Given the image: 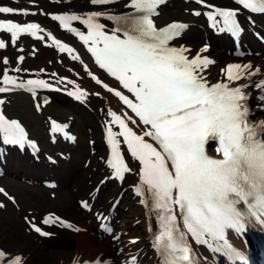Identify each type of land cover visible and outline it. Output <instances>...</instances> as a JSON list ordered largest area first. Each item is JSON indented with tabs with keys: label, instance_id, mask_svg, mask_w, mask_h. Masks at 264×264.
Segmentation results:
<instances>
[{
	"label": "snow or ice",
	"instance_id": "obj_1",
	"mask_svg": "<svg viewBox=\"0 0 264 264\" xmlns=\"http://www.w3.org/2000/svg\"><path fill=\"white\" fill-rule=\"evenodd\" d=\"M89 2L100 10L88 11L83 16L63 13L52 19L78 36L100 68L134 96L130 99L121 91L104 85L139 118L137 124L127 113L109 110L111 156L108 163L117 178L122 179L131 171L122 154L121 141L117 139L122 137L131 156L140 163V179L135 191L143 197L140 202L149 207L158 222L153 247L161 257L160 264H196L189 236L215 252L242 258V253L226 238V229L242 233L249 218L264 223V121L259 124L250 121L248 95L244 91L248 85L235 82L255 75L260 69L253 71L251 64L229 63L220 70L225 79L209 83L203 73L215 62L200 53L190 58L186 54L188 49L172 46L187 25L179 22L163 27L156 25L154 17L164 0H125L123 6L130 11L120 14H112L107 7L115 0ZM197 2L211 9L204 15L220 32L233 35L241 32L237 19L239 8L216 7L205 4V0ZM235 2L243 9L264 14V0ZM0 14L28 15L29 12L0 5ZM102 17L113 21L115 26L108 30L107 25L100 22ZM73 21H79L86 31L73 27ZM0 30L10 34L13 44L21 34L45 39L38 35L43 31L38 23L0 19ZM48 39L60 52L74 51L51 33ZM5 46L4 39H0V49ZM72 58L79 59L76 55ZM23 60V56L18 57V61ZM4 63H8L7 58ZM14 71L21 69L17 67ZM89 75L97 84L102 83L91 72ZM64 79L60 77L57 83ZM0 84L3 85L0 93L27 89L34 96L36 89L54 87L43 79L20 80L9 75L8 69L4 70ZM255 87L264 88V79ZM69 94L76 99L85 96L79 88ZM3 103L0 99V105ZM130 124L145 127L138 134ZM111 125H118L119 132L114 133ZM53 131H63V128L54 124ZM0 137L13 145L31 144L21 124L7 118L3 111H0ZM210 141L217 144V157L206 152ZM0 193H4L2 188ZM48 222L46 219L45 223ZM101 226L111 231L107 225ZM35 230L41 231L38 227ZM0 262L23 264L21 257H9L3 250H0ZM73 264H79L78 260ZM93 264L101 262L96 260ZM129 264H136V257H132Z\"/></svg>",
	"mask_w": 264,
	"mask_h": 264
},
{
	"label": "bare ground",
	"instance_id": "obj_2",
	"mask_svg": "<svg viewBox=\"0 0 264 264\" xmlns=\"http://www.w3.org/2000/svg\"><path fill=\"white\" fill-rule=\"evenodd\" d=\"M14 4L28 10L29 14L24 16H40L42 18L45 16L43 15V12L51 10L54 7L66 6V3H55L49 1H47V3L43 6L19 4V1L14 2ZM68 5L72 7L70 10V14L75 13L81 16L91 10H100L98 7L92 6L89 0H70ZM123 5L124 2H117L110 5L108 9L111 13H114L118 11L119 7H124ZM32 10H35V14L31 13ZM75 23L77 24L76 21L72 22V24ZM200 33L201 32L197 30L195 26L191 25L190 28L185 32V34L180 38L179 42L183 43V47L188 49V51H190L191 53L200 51V49H197V47L201 46L203 43H206V41H202L200 45L194 47L196 43L195 37ZM40 36L44 35L40 34ZM65 36L73 40V38L68 34H65ZM240 41L243 42V39H241ZM27 43L29 48L27 50H24V52L30 53L34 57H36L41 63L39 65L40 68H44V64H46L47 60L51 59L50 57L53 53H55V50L48 47L43 43V40L40 39L29 38ZM222 44L227 46V43L222 42ZM244 45L248 46V42L242 44L241 47L243 48ZM249 46H251L250 50L254 49V57H248L247 55L246 57L241 58L239 56L232 55L230 51H220V43H216L214 41L209 52L216 59H219V61L216 63L218 67L210 64L204 71V76L210 83L215 82L217 78L216 74H221L220 70L225 67L223 66V64L228 59H230V57H232L234 63L246 64L247 61H251L255 65L252 67L253 71L256 68L260 69V72H257L255 75L248 78V83H255L261 76V69L264 71V59L262 58L264 53L260 52V50L252 43H250ZM227 50H229V48H227ZM207 53L208 51L202 52V54ZM61 62V67L65 63L70 66L67 69L69 78L72 82L70 83L69 87L74 91L77 88L83 90L85 96L82 97V100L87 101V103H91L92 107L94 108V112L93 110L89 112L85 111L84 108H81L80 105L73 106L75 111L78 112L81 116L84 124L88 128H90L89 138L92 144V149H95V151L100 155L104 143L100 134V130L101 128H105L107 125H109L108 122L111 118L108 115L109 110L115 111L117 112V114L127 112L131 116L135 117L119 102L116 96H114L108 91L107 88L104 87V85L106 84L109 86L110 83H112L114 86L122 89L125 95L129 96L130 99H132L131 93L128 90L124 89L120 82L115 81L102 69L98 68V66L88 55V53H85L83 59H77V67H74V64L72 62L66 61L63 56ZM17 67L22 68L20 65H18ZM30 68L35 67L30 66ZM89 72L96 76L102 83L97 84L96 80H94L92 76L89 75ZM253 88L254 86H249L247 88V91L251 95L260 94L257 99L256 106H258L259 103V105L264 107V88H261L257 91H252ZM57 101L68 103L67 100L61 96ZM97 106L101 107L97 108ZM256 117L264 118V108L255 111L254 118ZM136 121L137 124H139V121ZM113 126L114 125H111V127ZM142 128H144V125L140 124L137 131L140 132ZM80 146L81 151L85 152V149L83 148L84 145ZM120 148H122V153L127 159L128 165L131 169V171L127 173V180L123 182V186H118L115 184V181L108 180V182L101 187L99 193L95 195L90 194L91 196H95L94 202L91 203V212L93 210L96 211V214L100 212H107L110 203L114 201L116 194L119 193L124 187L126 188L124 192L127 193H124V199H131L133 193H136L135 188L137 182L139 181L136 176V174H138L137 161L131 156L126 145L121 144ZM85 161L88 164L86 168H83L81 166L83 160L80 161V159H76L71 164L60 166L57 171L50 170V168L47 166L50 172H53L58 177L60 188L64 190L57 200H50L45 196V194H43L42 196L32 191H28L26 193L28 198L26 200L27 204L31 205L29 206V208H34L35 213L39 218H41L42 215L46 212L54 211L72 221H76V223H78L81 228L87 227V233L78 230H75V233H68L66 229H62L54 224H51L47 227L48 236L42 237L43 235L40 236L31 231L33 229L31 227L29 228V224L25 222L23 218L21 221H19V213L24 208V206L21 204L18 205V211L16 215H11V219L15 221V225H6V223H0V242L5 245L4 251L8 253L9 257L19 256L22 258L23 264H69L70 262L79 259L89 260L91 262L95 260H102L105 264H119L121 258L125 256V252L133 247V245L118 244V242L111 239V237L96 239L92 232V230H94V220L91 219L90 212H84L82 211V209L75 207L73 203H71V186L77 188L75 197L78 198V200H84L85 198L89 197V192H84V187L86 186L84 180L85 174L89 176L90 174L92 175V173L96 172V167L99 165V161L96 158V155H85ZM45 171L46 169L44 165L33 164L27 158L13 159L12 165L8 169V172L13 175H17L18 173L23 172V175H27L26 178L28 179H36L37 176L45 173ZM15 186L19 187V185L17 184H15ZM134 205L135 208H131L130 206L127 208L125 207V211L132 213V217L138 218L142 222L143 226L146 227V224L149 223V220L146 219L144 208L137 202H134ZM31 215L33 214H26V216ZM39 221L40 219L30 221V223H32L31 226L36 225L37 223H39ZM16 227L18 233L16 232ZM34 227L37 228V226ZM116 227L117 230L120 231L121 221L118 222V225ZM228 232L235 238H237L234 231L228 230ZM34 236L38 238V240L43 239L44 241L38 242L37 240H34ZM48 239L49 241H45ZM121 248V252L117 254L116 250H119ZM208 249V246L204 245L203 255L206 258L212 255V253ZM134 256H140L143 262L153 264V258L147 257L143 255V253H139ZM204 257L202 256V258Z\"/></svg>",
	"mask_w": 264,
	"mask_h": 264
},
{
	"label": "rangeland",
	"instance_id": "obj_3",
	"mask_svg": "<svg viewBox=\"0 0 264 264\" xmlns=\"http://www.w3.org/2000/svg\"><path fill=\"white\" fill-rule=\"evenodd\" d=\"M175 3L173 2L172 5H174ZM171 6V5H170ZM185 7H182L179 11L178 15H171L167 8L164 9V11L162 12V15L160 16V22H163L165 20H168L170 18H176V17H186V12H184ZM197 44H200V40L197 41ZM4 54L1 56V60H4V58H7L8 60H10V64H13L17 58V56L20 54V52L17 50V47H13L12 44H10L9 46H7V48H4ZM27 58H26V63L28 64V66H32V65H37L38 64V60L34 59L33 56L29 55L27 53ZM2 66V64L0 63V67ZM57 96V95H56ZM62 103H66V102H58L56 101V97H54L53 101L47 105V107L41 112V113H36L35 110L36 108L34 107V104L30 101L29 98H27L25 95L23 94H16V95H10L7 105H6V112L10 115V116H17L19 117L21 120H23L29 127L30 129V133L39 140V142H41L42 148L44 149V152H49L50 154H52L54 157H56L58 159V161L62 160L61 163H65V164H70L71 163V159L70 157L65 158V159H61L59 158L57 152H59V150L62 148V146L56 145H48L45 141V129H46V118L45 116H59L62 119H66L67 120H71L73 121L72 124V128L76 131L77 133V141L75 144L71 145V147H74L73 150H71L72 155L75 153L76 148L78 149V145H84V149H85V154L84 155H92L91 152H89V147H88V134H89V130L88 128L83 124V121L80 117H78V119L74 120L70 115L71 113L67 112L66 110H68L69 108L62 107L65 104ZM82 128V129H81ZM83 130V131H82ZM42 138V139H41ZM77 144V145H76ZM48 145V146H47ZM83 152V151H82ZM97 156V152L96 154H94ZM40 159H45L44 155L41 154ZM83 159V156L81 157ZM13 158L11 159L12 162ZM96 172L92 173V175L90 174L89 176H87L85 174V184L86 186L84 187V192H88V190H90V188L93 186L94 182L98 179L101 178V176L104 175V172L100 169V167H96ZM22 174V172L19 174V176ZM18 175H16V177H9L7 175V177H2L0 180L7 186L6 184V180L7 179H11L13 181H15L17 184L20 185V187L17 186H7L8 189L16 196L18 203H22L24 205V210L28 209L29 206L27 204V195L26 193L28 191H32L36 194L42 195L45 193V196L51 199V200H57L58 199V194L61 193L63 190L60 188L59 191H54L56 193V196L51 197L50 196V192L48 191H44L40 188H38V186L42 187L40 184H29L30 180L27 179H23L21 177H19ZM94 177V178H93ZM42 178V177H41ZM22 187V189H21ZM23 190V191H22ZM70 192H71V203H73L74 206H76L77 202H76V197H75V193L77 192V188L74 186L70 187ZM124 202L127 204V206H129V204H131L130 206L134 207L132 201H126L124 200ZM128 202V203H127ZM125 203H123L121 205V208L123 209V206L125 205ZM16 206L14 207L13 205L8 204V206L4 209H0V223H6V225H15V221H13L11 219V215H16ZM28 210H33V208H29ZM27 210V211H28ZM35 212V211H34ZM121 212V211H120ZM124 214L125 220H124V227H126V230L130 231V233L132 234H136L139 235L141 237H143L142 232H143V227L141 224H133L132 222L135 220L132 217V213L130 212H121ZM22 215H25V213H20L18 216L19 221L22 220ZM91 217V214H90ZM96 222L94 223V231L95 232V226ZM16 232L18 233L17 227H16ZM87 233V232H84ZM99 239V238H98ZM34 240L39 241H44L43 239H39L36 238L34 236ZM45 241H49L45 240ZM0 247L5 249V245L2 244L0 242Z\"/></svg>",
	"mask_w": 264,
	"mask_h": 264
}]
</instances>
